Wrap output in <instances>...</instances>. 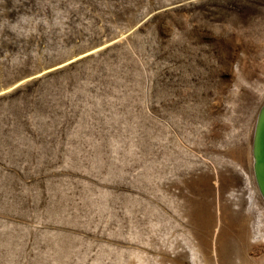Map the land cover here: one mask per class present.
Wrapping results in <instances>:
<instances>
[{
	"label": "rangeland",
	"instance_id": "374dc122",
	"mask_svg": "<svg viewBox=\"0 0 264 264\" xmlns=\"http://www.w3.org/2000/svg\"><path fill=\"white\" fill-rule=\"evenodd\" d=\"M263 102L264 0H0V264H165L231 193L264 234Z\"/></svg>",
	"mask_w": 264,
	"mask_h": 264
},
{
	"label": "bare ground",
	"instance_id": "6f19581e",
	"mask_svg": "<svg viewBox=\"0 0 264 264\" xmlns=\"http://www.w3.org/2000/svg\"><path fill=\"white\" fill-rule=\"evenodd\" d=\"M263 104H264V102H263ZM263 104H262V106H263ZM262 106L260 107V109L262 108ZM258 114H259V112H258ZM253 142H252V169H253L254 179L253 180L250 179V180H252L253 182L255 180L258 192L261 196L260 198H262V200L264 201V197L262 195L264 193V173H263V169L261 168V164H262L261 162L257 161V164L254 166ZM249 184H251V186L253 185L252 182H249ZM215 192H217V191H215ZM233 192L236 193V191H233ZM255 193H257L256 190H255ZM236 195H237V193H236ZM228 197L230 200L235 202V205L232 208L230 207L231 209H229V211H227L226 213H222L220 211V208H217V212H216V214H217V216H216L217 225H216V228L214 230V234L212 235V237H210L211 239L208 240L204 236V233H201V231L203 230V229H201V227H203L205 224L204 223L205 218L201 215L200 223H199V219H198V223L196 222L197 224H199L197 226L200 227V230H199L200 232L196 229L198 231V233H200V236L198 238L199 241H197L198 242L197 248L191 247V245L188 244L190 246V247H187L188 248V254L181 253V254L177 255L176 257L174 256L176 254V252L175 253L170 252L167 249L163 250L161 253H162V260H163V262H165V264H264V234L262 232V228H261L260 223H257L254 226L253 225L254 222L251 221V219L254 217V214H256V212H257L256 211V202L253 198L254 196L248 197V202H247L246 208L245 207L242 208V205H241L242 202L240 201L239 196L237 197L234 195V193H231L230 196L228 195ZM225 199H226V196H225ZM231 202L229 201L230 206H232ZM225 208H226V206H225ZM210 220H209V222H210ZM224 222L231 224V227L233 228V230L236 233H238V236L242 239V244L240 242V244L235 245L237 243L234 241L235 240V238H234V240H233L235 242L234 244L233 243L229 244V245L227 244L228 245L227 248H225V246H223L224 243H222L221 238H223L224 235L226 236V234L228 233V232H226L227 230H225V228L223 226ZM199 227H198V229H199ZM229 233H232V232L230 231ZM236 236H237V234H236ZM232 237H234L233 234H232ZM228 239H230V238L228 237ZM237 239L238 238H236V241L239 240V239L238 240ZM228 242H230V241H228ZM234 252L236 254H234ZM239 252L244 253L243 258L240 257Z\"/></svg>",
	"mask_w": 264,
	"mask_h": 264
},
{
	"label": "water",
	"instance_id": "95a60500",
	"mask_svg": "<svg viewBox=\"0 0 264 264\" xmlns=\"http://www.w3.org/2000/svg\"><path fill=\"white\" fill-rule=\"evenodd\" d=\"M253 141L254 166L257 161L261 162V168L264 173V104L257 117ZM262 195L264 197V193Z\"/></svg>",
	"mask_w": 264,
	"mask_h": 264
}]
</instances>
